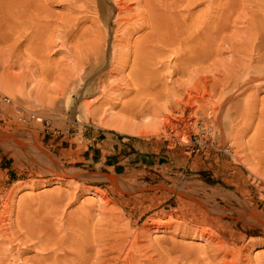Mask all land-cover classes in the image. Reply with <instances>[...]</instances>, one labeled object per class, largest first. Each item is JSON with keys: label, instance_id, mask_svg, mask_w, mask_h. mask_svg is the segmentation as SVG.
Masks as SVG:
<instances>
[{"label": "bare ground", "instance_id": "1", "mask_svg": "<svg viewBox=\"0 0 264 264\" xmlns=\"http://www.w3.org/2000/svg\"><path fill=\"white\" fill-rule=\"evenodd\" d=\"M147 1L151 0H0V29L5 26L3 36L14 40L8 42L12 44L5 52V61L33 56L49 59L60 54L58 61L66 64L70 79L57 84L54 91L61 96L67 92L73 96L96 95L94 101L82 104L85 119L100 128L130 136L161 132L160 124L155 123L153 131H140L111 113L115 106L113 102L129 95L136 84L131 73L125 74L127 68L131 72L139 68L146 55L172 58L168 62H173L172 71L167 75L171 94L175 104H184L195 116L203 112L213 97V89L219 87L218 83L210 85L209 73L218 71L225 61L229 63L234 82L247 86L242 87L227 106L235 108V101L247 92L255 94L264 90L263 27L249 28L242 33L235 30L226 37L228 29L222 21L216 20L212 27L205 19L206 11L202 10L200 20L191 25H185L183 14L179 15L181 11H177L183 6L182 13L187 20L192 15L193 5L204 0H159V4L156 0V7L164 2L161 10L149 8ZM58 6L59 13L54 10ZM23 43L28 45L20 49ZM225 53L227 57H223ZM144 70L141 68L140 76L145 74ZM184 77L186 80L181 79ZM155 86L156 80L148 83L146 88ZM5 88L14 90L28 103L39 97L35 84L27 85L18 79H0V90ZM222 109H226L223 104ZM137 110L138 107L133 106L129 113L140 115L146 121L151 119ZM28 111L35 113H31L34 114L33 122L50 124L49 115L31 109L20 112L18 122L31 121ZM226 153L239 162L236 153L228 150ZM40 159L50 165L45 155ZM48 174L53 179L44 180L43 187L74 184L69 192H52L49 197L54 208L65 200L69 205L78 193H84L89 200L85 201L87 207H83L87 210L84 217L80 222L68 221L60 238L52 221L35 222L22 206H16L15 210L13 189L1 192L0 264H27L22 256L32 250L40 252L35 264H45L47 260H50L47 264H58L60 259L62 264H264V250L256 251L252 258H248L247 253L254 247L259 248L264 240L246 239L245 235L246 227H254L264 237V215L240 200L235 207L231 203L238 200L235 195L212 189L207 192L196 186L146 188L135 185L130 176L114 173L88 176L48 171ZM89 182L107 183L116 197L100 188H85ZM160 190L176 194L173 215H168L166 220L150 217L137 225L145 213L163 207L168 201L167 193L157 196ZM149 191L155 192L146 194ZM218 200L225 206L219 205ZM133 212L139 213L137 219ZM155 214L165 216L163 212ZM96 217L100 219L95 225L103 227V232L98 235L81 233ZM238 223L242 225L243 233L237 229ZM162 232L189 236L204 243H175L152 237V234Z\"/></svg>", "mask_w": 264, "mask_h": 264}, {"label": "rangeland", "instance_id": "2", "mask_svg": "<svg viewBox=\"0 0 264 264\" xmlns=\"http://www.w3.org/2000/svg\"><path fill=\"white\" fill-rule=\"evenodd\" d=\"M157 2L159 4V0ZM146 3L149 8L160 9L164 2H160V7H156V0ZM131 6L134 7V4ZM193 8L192 15L187 20V16L182 13L183 6L177 10L181 11L179 15L183 14L185 25L197 23L203 10L206 11L205 19H208L212 27L216 20L222 21L228 29L225 33L226 37L231 36L235 30L237 33H242L249 28H264V0H204L196 2ZM54 10L57 13L61 12L60 6L55 7ZM5 29V26L0 29V79L9 77L26 82L27 85L35 84L37 86L35 90L39 95L37 99L32 100V103H28L14 90L6 88L0 90L1 95L11 99L10 103L0 105V197L2 193L13 189L15 210L18 206H22L21 208H25L33 221H52L54 230L58 232L60 238L68 221H81L84 212L87 211L83 207H87L85 201L88 200V195L78 193L76 199L69 205L65 200L54 208L49 197L52 192H69L74 188V184L62 183L43 187L44 180L53 179L48 174V171H53L58 174L73 172L88 176H108L112 173L125 175L130 176L135 185L140 184L146 188L164 185L181 188L196 186L205 188L207 192L212 189L235 195L238 200L231 202L235 207H238L240 200L264 215V90L261 89L255 94L247 92L235 101L237 102L236 106L233 104L235 108L227 106V102L234 99L242 87H247L234 82L233 74L228 69V61H225V65L218 71L209 73L210 85L218 83L219 87L213 89V97L203 112L198 113L197 116L184 104H175V98L171 94L172 86L167 80L173 63L168 62L172 58L146 55L141 60L139 68L137 67L133 72L127 68L125 74L131 73L130 77L136 84H133L134 87L129 95L113 102L115 106L111 113L140 131H153L156 128L155 123L161 126L158 135L130 136L100 128L94 122L85 119L82 104L94 101L96 95L73 96L72 93L67 92L61 96L54 91L57 84L70 79L65 68L66 64L58 61L60 54L52 55L49 59L44 56H33L14 57L5 61V52L14 42L5 39L3 36ZM9 41L12 42L8 43ZM27 45L28 43H23L20 49H24ZM223 57H227V53ZM141 68L143 70L145 68L146 71L144 70L145 74L140 76ZM174 79L175 77L172 80ZM181 79L186 80V77ZM154 80L156 86L147 89L148 83ZM67 96L70 98L67 99ZM249 96L251 98L246 102ZM222 104L226 109H222ZM133 106L138 107L137 111L145 116L149 115L151 119L146 121L140 115L129 113V109ZM23 107L49 115L50 124L44 126L33 121L18 122ZM228 108L231 109L227 110ZM217 114L219 117L215 118ZM153 115L156 116L155 121ZM144 125L146 129L142 128ZM93 137L95 142L107 139L109 143L112 140L127 139L136 146V151L132 153L138 156L130 165L120 166L115 172L87 165L78 157H81L86 145L84 140ZM196 137L204 140L206 147L194 154L190 152L189 143ZM227 150L236 153L239 162L226 153ZM41 155L48 158L49 166L41 162ZM52 164L56 165V168ZM85 188L91 190L100 188L106 190L111 197H116L105 182H89ZM154 192L149 191L146 194L153 195ZM166 193L160 190L157 196ZM166 196L168 201L164 206L145 213L137 225H141L150 217L166 220L177 204L176 194L168 192ZM218 202L219 205L225 206L224 202L219 200ZM35 211L37 213L33 215ZM155 212H163L165 216L156 215ZM133 213L137 219L139 213ZM99 219L96 217L92 225H87L81 233L85 235L102 233L103 227L95 225ZM74 229L76 230L77 226ZM237 229L244 232L240 223ZM245 229L248 230L245 234L246 239L264 240L259 229L254 227ZM152 237L175 243H204L189 236L182 237L163 232L152 234ZM261 249L264 250V243L259 248L254 247L247 252L248 258H252L256 251ZM38 254L40 252L32 250L24 254L22 259L27 264H35L40 258ZM49 262L50 260H47L45 264ZM58 264H62V259Z\"/></svg>", "mask_w": 264, "mask_h": 264}, {"label": "crops", "instance_id": "3", "mask_svg": "<svg viewBox=\"0 0 264 264\" xmlns=\"http://www.w3.org/2000/svg\"><path fill=\"white\" fill-rule=\"evenodd\" d=\"M106 140L107 139L95 142V137L92 139L86 138V140H84L86 145L81 152V157L79 156L78 159L87 165L98 166L100 169H107L111 172H115L120 166L125 167L126 165H130L136 156H138L132 153L136 151V146L129 140H112L111 143ZM55 145L57 146L58 142L55 143ZM121 153L123 155H120Z\"/></svg>", "mask_w": 264, "mask_h": 264}, {"label": "built area", "instance_id": "4", "mask_svg": "<svg viewBox=\"0 0 264 264\" xmlns=\"http://www.w3.org/2000/svg\"><path fill=\"white\" fill-rule=\"evenodd\" d=\"M10 103V99L6 96H3L0 94V105H3V104H8ZM25 110H27L26 108H24V110H21L22 112H24ZM31 113H34V112H31V111H28L27 114H30L29 118L31 121H34V114H31ZM37 123H41L43 124L44 126H48V122L47 121H41V122H37ZM205 144L200 140V139H197L195 138L191 144H190V152L191 153H194V154H197L199 153L200 151H202L203 149H205L206 146H204Z\"/></svg>", "mask_w": 264, "mask_h": 264}]
</instances>
